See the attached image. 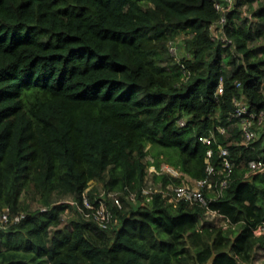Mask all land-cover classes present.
I'll use <instances>...</instances> for the list:
<instances>
[{
    "label": "trees",
    "instance_id": "trees-1",
    "mask_svg": "<svg viewBox=\"0 0 264 264\" xmlns=\"http://www.w3.org/2000/svg\"><path fill=\"white\" fill-rule=\"evenodd\" d=\"M220 17L214 0H0V211L25 212L0 227V264H253L264 169L245 172L264 160V123L246 145L230 114L234 96L264 111V0L225 12L234 52L212 39ZM219 145L235 165L210 207L230 225L200 227L199 205L160 193L146 201L148 165L182 172L154 181L202 179ZM85 191L116 222L99 227L68 201Z\"/></svg>",
    "mask_w": 264,
    "mask_h": 264
},
{
    "label": "built area",
    "instance_id": "built-area-1",
    "mask_svg": "<svg viewBox=\"0 0 264 264\" xmlns=\"http://www.w3.org/2000/svg\"><path fill=\"white\" fill-rule=\"evenodd\" d=\"M234 0H214L215 8L221 12L220 19L211 25L213 31L212 39L219 40L222 46H229L231 51H235V44L224 35L223 26L226 22L225 12L231 10ZM180 43L174 40L169 41V51L171 55L178 57L180 53ZM184 74L189 76L190 72L184 70ZM239 86V83H235ZM223 91L222 81L216 89V95L221 94ZM233 111L230 117L237 120L242 142L244 144H249L256 140L261 134V128L264 123V111H255L250 109L249 105L245 102L243 96H234L232 99ZM180 126L186 125V119L180 117L177 120ZM219 130L223 131L220 127ZM213 139V133L201 134L199 140L206 144H211ZM219 148V163L220 166L214 165L211 161L213 150L209 147L206 150V155L204 158L206 164L207 175L202 179H191L185 177L181 179L179 183L169 180L167 183H162L160 180L154 181L153 174L155 175H165L169 177H180L182 172L178 167L164 163L160 167H155L154 165H148L145 183L142 187L141 193L145 196L146 201H149L154 193H160L162 197L168 199L173 206L177 205L179 201H185L191 204H197L201 207V219L200 227L203 226H221L226 228L230 225L228 218H225L218 210L210 207V204L220 197L223 193L224 188L229 184L230 177L234 168V161L230 157V152L227 147L218 146ZM151 160V158L149 157ZM152 161V160H151ZM247 170L245 176H249L251 173L260 171L264 169L263 159H250L246 164ZM214 174H220L221 178H214ZM113 203L117 206H121V200L117 193L108 192ZM126 198L135 202L136 194L133 192H127ZM71 204L75 205L76 208L88 219L93 220L99 227L106 228L110 223L116 222V218L113 216L110 208L103 200L92 201L88 196L87 191L83 192L81 195V201L78 202L74 199L68 200ZM41 211L46 210V207H40ZM25 216V212L21 211L17 214H10L7 209H2L0 211V227L6 228L10 224L20 221ZM251 231L257 236H264V221L256 224L251 228ZM258 256L264 259V246L259 249ZM259 261L254 260L253 264H259Z\"/></svg>",
    "mask_w": 264,
    "mask_h": 264
},
{
    "label": "rangeland",
    "instance_id": "rangeland-1",
    "mask_svg": "<svg viewBox=\"0 0 264 264\" xmlns=\"http://www.w3.org/2000/svg\"><path fill=\"white\" fill-rule=\"evenodd\" d=\"M258 41H259V42H262L261 39H259ZM177 42H179V43L181 42V38H180V37L178 38ZM262 43H263V42H262ZM257 261H259V262H258L259 264H264V259L260 258L259 256L257 257Z\"/></svg>",
    "mask_w": 264,
    "mask_h": 264
}]
</instances>
